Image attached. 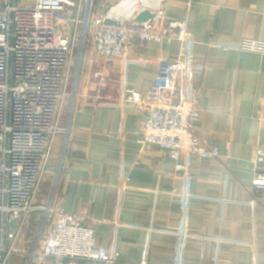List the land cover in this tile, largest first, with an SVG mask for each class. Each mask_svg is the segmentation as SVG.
I'll return each instance as SVG.
<instances>
[{"label":"crops","instance_id":"crops-1","mask_svg":"<svg viewBox=\"0 0 264 264\" xmlns=\"http://www.w3.org/2000/svg\"><path fill=\"white\" fill-rule=\"evenodd\" d=\"M97 13L138 16L153 29L187 21L191 57L207 66L186 85L190 99L201 89L194 133L218 155L184 153L180 171L166 150L138 143L146 113L123 90L167 100L156 93L177 40L136 41L112 59L87 53L71 121L62 112L69 132L57 203L119 253L118 264H264V193L253 187L264 149V54L236 50L245 38L264 39V0H97ZM49 192L40 190L39 205ZM23 263L12 256L10 264Z\"/></svg>","mask_w":264,"mask_h":264},{"label":"built area","instance_id":"built-area-1","mask_svg":"<svg viewBox=\"0 0 264 264\" xmlns=\"http://www.w3.org/2000/svg\"><path fill=\"white\" fill-rule=\"evenodd\" d=\"M20 3L0 0V264H10L15 254L22 255L23 264H118L119 253L100 247L94 229L57 203L69 132L60 123L72 82L87 53L112 59L124 56L136 41L177 40L179 56L161 76L156 93L167 100L142 96L131 88L123 90V98L136 112L146 113L138 143L166 150L178 161L177 169L187 171L182 154L218 155L217 148L204 144L194 133L201 115V89L193 99L186 89L190 72L205 71L207 66L191 57L185 19H172L153 29L138 16L122 19L98 14L97 0ZM236 50L264 54V39L245 38ZM62 133L59 167L48 200L39 205L54 141ZM253 172L254 189L264 193L262 148L256 151ZM34 211L41 218L25 249L22 237Z\"/></svg>","mask_w":264,"mask_h":264},{"label":"rangeland","instance_id":"rangeland-1","mask_svg":"<svg viewBox=\"0 0 264 264\" xmlns=\"http://www.w3.org/2000/svg\"><path fill=\"white\" fill-rule=\"evenodd\" d=\"M32 1L33 0H18V2H21L22 4H26V3L32 2ZM84 62L82 63V67H83ZM83 68H81L79 75L75 77L76 82H75V78H74V81L72 82V90H71L70 95L67 96L68 97L67 103H66L65 108L63 109V119L65 118V114H66V112L68 113V111H69L68 119H70V115H71L72 111L74 110V106H75V103L77 100L78 87H79V83H80L79 80H80L81 74L83 72ZM73 104H74V106H73ZM61 153H62V150L60 149L59 152H55V154L52 155L50 166H49L48 171H47V176L49 175L50 178H49L48 182L43 183V186L45 185V187H43V189H41V191L43 193H48L52 184H53L54 177L56 176V173H57V170L59 167V161H60V158L62 155ZM64 163H65V161H64ZM47 176H46V178H47ZM60 179H61V177H60ZM48 185H49V187H48ZM40 218H41V214L38 213L37 211H34L29 217V220L27 222V225H26V228L24 230L23 237H22L23 241L25 242V244L23 242L22 245H24L23 247L25 249L28 248V244L30 243V240L33 238V236L35 235V233L37 231Z\"/></svg>","mask_w":264,"mask_h":264}]
</instances>
